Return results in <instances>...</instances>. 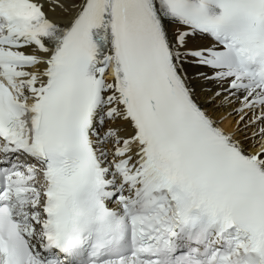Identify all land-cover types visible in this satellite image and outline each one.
I'll return each instance as SVG.
<instances>
[{
  "label": "snow or ice",
  "instance_id": "obj_1",
  "mask_svg": "<svg viewBox=\"0 0 264 264\" xmlns=\"http://www.w3.org/2000/svg\"><path fill=\"white\" fill-rule=\"evenodd\" d=\"M0 264H264V0H0Z\"/></svg>",
  "mask_w": 264,
  "mask_h": 264
}]
</instances>
